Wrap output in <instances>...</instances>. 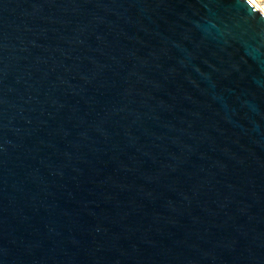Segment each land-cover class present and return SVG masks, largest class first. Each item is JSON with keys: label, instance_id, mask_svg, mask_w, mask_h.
I'll return each mask as SVG.
<instances>
[{"label": "water", "instance_id": "95a60500", "mask_svg": "<svg viewBox=\"0 0 264 264\" xmlns=\"http://www.w3.org/2000/svg\"><path fill=\"white\" fill-rule=\"evenodd\" d=\"M0 264H264L259 9L0 0Z\"/></svg>", "mask_w": 264, "mask_h": 264}, {"label": "bare ground", "instance_id": "6f19581e", "mask_svg": "<svg viewBox=\"0 0 264 264\" xmlns=\"http://www.w3.org/2000/svg\"><path fill=\"white\" fill-rule=\"evenodd\" d=\"M264 15V8L260 7L254 0H249Z\"/></svg>", "mask_w": 264, "mask_h": 264}, {"label": "rangeland", "instance_id": "374dc122", "mask_svg": "<svg viewBox=\"0 0 264 264\" xmlns=\"http://www.w3.org/2000/svg\"><path fill=\"white\" fill-rule=\"evenodd\" d=\"M260 7L264 8V0H254Z\"/></svg>", "mask_w": 264, "mask_h": 264}]
</instances>
